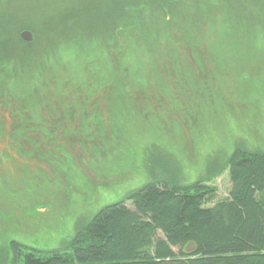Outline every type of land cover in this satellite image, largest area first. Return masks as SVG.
I'll return each instance as SVG.
<instances>
[{
  "label": "rangeland",
  "instance_id": "obj_1",
  "mask_svg": "<svg viewBox=\"0 0 264 264\" xmlns=\"http://www.w3.org/2000/svg\"><path fill=\"white\" fill-rule=\"evenodd\" d=\"M134 1L143 4L148 0ZM199 1L219 2L201 3L197 12L204 26L200 28L201 34L204 29L207 39L214 37L207 54L211 58L215 55L217 78L214 80L210 73L201 74L202 68H196L198 77L207 85L201 95L198 82L191 79L188 87L196 86L193 90L180 87L176 75L183 77L189 68L185 65L175 71L170 61L165 70L168 74L160 76L173 77L168 82L173 86L171 93L166 92L168 86L161 84L148 87L163 91L157 99L144 93L145 83L133 80L128 84L125 79L137 76L134 66L127 68L128 56L142 48L135 28L137 14L124 15L130 0H0V19L7 31H15L14 35L23 42V48L19 49L33 56L35 67L47 57V67L40 69L39 75L51 70L66 71V78L56 79L47 95L60 105L57 116L45 111L39 114L46 121L45 133L40 131L39 122L32 121L31 113L25 112L26 99L19 94L23 91L15 81L20 73L27 74V61L18 59L17 52L8 51V64L3 70L5 80L0 82V262L11 258L12 241L41 250L64 247L100 209L123 200L158 176L169 177L183 186L222 169L236 148L264 152V0H241V6H237L239 12L249 9L250 16L256 17L255 33L247 37L234 35L231 24L236 19L234 8L227 4L229 0ZM116 7L123 15L116 12ZM154 13L149 7L146 14L161 26L163 21ZM76 22L86 30L78 31L76 38L73 34L67 37V30L75 29ZM98 24L109 31L111 25L117 24L120 30L114 36L112 33L99 36L94 29ZM215 24L222 25V30H213ZM179 25V30L173 28L170 32L171 27L167 26L156 34L157 43L169 33L166 41L172 39L178 32L186 42L188 36L183 27L188 21L183 18ZM25 31L32 33V41L22 39ZM53 40H57L52 44L53 50L50 46L44 48L46 42ZM43 49L46 51L42 52ZM104 50H113L112 57L107 59ZM121 50L122 65L118 64L120 55H117ZM48 53L55 57L50 60ZM57 57L64 62H56L60 59ZM221 57L223 64L218 59ZM145 60L149 68L152 61L147 57ZM181 69L184 71L176 73ZM109 70L116 73L120 85L129 92V99L139 103L141 109L147 102L155 109L146 108L139 115L125 113L120 117L118 134L107 130V126L103 132L95 128L98 118L112 119L113 92L106 87ZM71 79L81 82V93L85 92L80 94L83 114L71 110L72 102L65 96L54 93L61 86L71 85L68 82ZM34 99L39 104L46 102L43 92ZM63 103L70 107L69 113H62ZM187 106L193 111L202 110L204 115L184 116L188 114ZM95 131L98 132L94 134ZM96 134L100 142L108 144L89 142ZM211 184L217 188V201L228 198L232 186L228 171ZM127 204L131 206L130 202Z\"/></svg>",
  "mask_w": 264,
  "mask_h": 264
},
{
  "label": "trees",
  "instance_id": "obj_2",
  "mask_svg": "<svg viewBox=\"0 0 264 264\" xmlns=\"http://www.w3.org/2000/svg\"><path fill=\"white\" fill-rule=\"evenodd\" d=\"M130 1L124 15L137 14L134 17L137 22L135 28L142 48L137 54L128 56L127 68L134 66L137 69V76H134V79L124 77L127 83L130 84L133 80L145 83L146 86H142L144 93L155 96L157 99L159 92L163 91L149 90L148 87L153 84L168 86L166 92L171 93L173 86L171 87L172 84L169 85L168 82L172 81L173 77L160 76L161 73L168 74L165 70L168 69L171 61L175 71L185 65L189 68L184 72L183 77L179 78L176 75L180 81V87H188L191 79L193 83L198 82L196 86L201 91V95H204L203 90L207 85L198 77L197 69L202 68L204 72L201 74H212L214 80L217 78L215 76L217 69L213 65L215 55L211 58L207 54L211 48L209 43L214 37L207 39L204 29L201 34L200 28L204 26L198 20L197 12L199 4H216L217 1L204 3L199 0H148L143 4ZM240 2L241 0H229L227 3L229 8H234L232 12L236 20L234 24H231L234 27V35L252 36L258 25L254 21L256 17L250 16L252 12L249 9L239 12L237 6H241ZM183 5L188 7L187 10L182 8ZM149 7L155 12L157 19L163 21L161 26L153 21L155 18L147 16ZM115 9L123 15L118 7ZM225 10L229 11L227 8ZM147 17L151 21L149 25ZM167 18H169L168 21H166ZM183 18L188 21V25L183 27L188 36L187 41H182L180 37L182 33L178 32L176 36H171L172 39L166 41L171 35L169 33L158 44L155 39L156 34L165 31L167 26L171 27L170 32L173 28L179 30V23ZM82 27L76 22V28L68 29L66 36L73 34L76 38L78 31L86 30L85 26L82 25ZM94 29L99 36L111 35V33L114 36L116 31L120 30L117 24L109 28L112 32L102 24L94 25ZM212 29L222 30V25L215 24ZM14 33L15 31L8 32L5 22L0 19V82L5 80L3 70L4 65L8 64L6 60L8 51L11 50V54L17 52L18 59L27 61V74L20 73L15 78L23 91L19 94L24 95L26 99L25 112H30L32 121L39 122L40 131L44 130L46 133V121L43 122L39 114L45 111L47 115L57 116L56 113L59 111L56 110H60V105L47 95L51 88H54L56 79L66 78V71L51 70L48 74L39 75L38 71L45 70L47 67V57L40 59L38 66L35 67L33 56L19 49L23 48V42ZM13 38L16 40L11 41ZM56 41H48L43 46L44 48L52 47V44L57 43ZM240 43L244 44V42ZM219 44L221 43L216 44L218 51ZM112 45L114 44H110ZM44 51L46 50L43 49L42 52ZM104 51L107 59L112 57L113 50ZM48 54L50 60L55 57L51 53ZM117 55H120L118 64L122 65L123 50ZM145 57L152 61L149 68L145 65ZM189 57L194 63L191 64ZM218 59L223 64L222 57ZM56 62L62 63L64 59L60 58ZM108 62L112 63L111 59ZM120 65L119 68L123 74L124 69H121ZM115 69L119 71L117 66ZM112 71L109 70L107 74L106 87L113 92L111 99H114L116 107L114 108L113 104L111 108V120L98 118L97 125L94 127L99 132H103V127L107 126L109 128L107 130L118 134L120 133L118 123L120 117L126 115L125 113L139 115L143 114L146 108L155 109L151 106L152 103L148 102L141 109L139 103L135 104L129 99V92L120 85L116 73ZM182 71L184 69L176 73ZM68 82L72 84L68 87L61 86L54 93L69 99L72 102L71 110L74 112L85 113L80 105L82 100L80 94L85 93L84 91L81 93L79 85L81 82L73 79ZM135 87L139 89L136 84ZM195 87L188 88L193 90ZM42 92L46 102L39 104L34 96H41ZM167 96L173 97V95ZM187 107L188 114L184 116L188 118L191 115L193 117L204 115L202 110L193 111L190 106ZM69 112L70 107L63 103L62 113ZM33 113H38V116H34ZM69 119L70 117H67V121ZM80 122H82L81 119ZM34 129L37 130V128ZM97 135L91 137L89 142L93 140L101 143V146L108 144L104 141L100 142V137ZM226 171L229 172L231 190L228 198L217 201V188L211 183ZM128 202L131 206L127 204ZM9 247L11 258L9 260L6 258L0 264H264V152L236 148L222 169L211 176L201 177L183 186L169 177L158 176L155 180L132 191L123 200L100 209L62 248L41 250L18 241L9 242Z\"/></svg>",
  "mask_w": 264,
  "mask_h": 264
},
{
  "label": "water",
  "instance_id": "obj_3",
  "mask_svg": "<svg viewBox=\"0 0 264 264\" xmlns=\"http://www.w3.org/2000/svg\"><path fill=\"white\" fill-rule=\"evenodd\" d=\"M21 37L26 42H30L33 39L32 33L29 31H25L24 33H22Z\"/></svg>",
  "mask_w": 264,
  "mask_h": 264
}]
</instances>
